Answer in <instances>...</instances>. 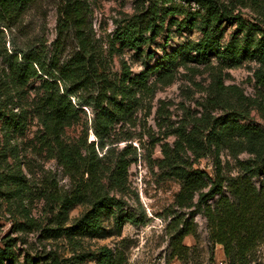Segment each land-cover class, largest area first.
<instances>
[{
    "label": "rangeland",
    "instance_id": "obj_1",
    "mask_svg": "<svg viewBox=\"0 0 264 264\" xmlns=\"http://www.w3.org/2000/svg\"><path fill=\"white\" fill-rule=\"evenodd\" d=\"M63 1L37 0L25 16L22 28L13 31L17 48L24 49L28 40H34L37 44L46 43L48 52L53 50L59 36ZM84 1L87 33L106 55L111 80L120 82L127 72L135 79L134 83L127 82L133 97L124 101L126 106L131 100L133 109L116 122L108 147L112 153L104 161L108 172L115 169L120 156L131 163L125 188L110 190V195L122 200L124 206L104 213L102 232L96 237L54 233L58 228L74 226L91 207L86 202L77 204L63 218L59 203L49 199V190L55 185L65 192L72 184L58 161L50 158L45 145L41 122L43 79H32L23 86L14 84L9 75L10 64L0 51V255L7 250L12 253L11 259L4 263L52 264L56 260L58 264H97L100 250L108 247L124 253L125 264H230L223 247L214 246L209 240L208 220L190 203L176 204L182 183L170 175L165 152L176 157L177 165L200 169L213 177L216 156L214 150L208 149L206 135L214 123L232 119L264 132V87L257 84L255 77L261 64L250 49L232 64L219 55H213L207 63H194L197 54L192 49L203 36L200 25L203 11L197 4L181 0L162 6L185 13L166 18L160 35L134 50L118 43L111 59L109 53L117 31L148 10L151 0ZM222 1L231 5L234 17L258 24L260 10L252 0ZM261 2L264 6V0ZM221 31L222 48L241 46L248 38L247 32L241 31L233 20L224 22ZM5 36L1 43L6 41L11 51L10 36L7 32ZM258 36L256 32L250 38ZM75 45V41L68 40L63 56L71 55ZM147 70H150L149 90H140L137 78ZM217 74H222L225 87L233 88L226 91L228 104L216 101L213 89ZM121 101L120 96L117 102ZM80 118L65 129L63 139L67 143L73 144L84 136L87 128L91 129L93 112L86 108ZM192 133H197L207 147L199 160L187 144L183 148L179 144L183 135ZM88 138L89 142L97 140L91 130ZM240 142L241 146L220 150L225 175L236 176L240 161L255 160L242 138H237L234 144ZM253 181L260 187L264 171ZM208 190L206 187L203 192ZM225 194L228 195L227 190ZM219 199L210 203L214 205ZM118 220L125 221L121 231ZM185 228L195 233L184 239L189 248L172 257L177 237ZM251 259L252 264H264V237Z\"/></svg>",
    "mask_w": 264,
    "mask_h": 264
},
{
    "label": "trees",
    "instance_id": "obj_2",
    "mask_svg": "<svg viewBox=\"0 0 264 264\" xmlns=\"http://www.w3.org/2000/svg\"><path fill=\"white\" fill-rule=\"evenodd\" d=\"M176 0H151L148 10L133 17L124 27L117 31L112 49L116 45L127 46L134 50L154 40L162 33L166 18L170 15L184 14L185 11L163 9L166 4H174ZM187 4H197L203 11L200 15L202 38L193 47L196 52L194 63H207L213 55H219L231 64L244 57L247 50L254 52L261 64L256 71L257 84L264 87V6L263 0H252L256 9L260 10L258 24L244 21L233 16L231 5L222 0H181ZM37 0H0V51L9 66L10 76L14 84L23 86L30 80L43 79L44 108L41 122L45 131V145L51 159H56L65 176L71 181V189L60 192L55 185L49 190V199L60 205L63 218L77 204L88 203L91 209L75 225L69 228L54 230L57 235H99L102 232L101 218L110 209H123L124 202L110 195V190L125 188L130 161L124 156L117 158L115 169L108 172L104 161L111 156L110 136L117 121H121L132 111V101L126 106L125 100L131 99L133 90L127 82L134 83L129 72L120 82L112 81L107 73L108 60L98 42L87 33V13L84 0H64L58 23V39L51 52L46 43L37 44L28 40L24 49L17 48L14 29H21L25 16L35 6ZM163 4V5H162ZM235 21L241 31L247 32V39L241 46L232 45L222 48V25ZM7 32L13 50L9 51L6 41L1 38ZM259 34L256 39L251 35ZM152 34L151 37H148ZM75 41L76 49L71 55L64 57L68 40ZM150 70L144 71L137 78L138 89L149 90ZM221 72V71H220ZM222 74H217L214 82V94L217 103L228 104ZM121 102H117L118 97ZM93 112L91 129L85 130L84 136L73 144L63 139L67 127L73 126L81 118L85 109ZM91 130L97 140L89 142L88 131ZM181 144H187L197 160L207 152L203 140L197 133L183 135ZM207 136L208 149L214 150L216 156L214 175L209 176L202 170L177 165L176 157L165 152L170 167V175L182 183L176 196V204L183 206L190 203L198 214H202L209 222V240L214 246L223 247L225 258L230 264H252V254L264 237V181L260 187L254 183L264 171V132L257 127L236 123L235 120L217 121ZM242 138L247 151L255 157L254 161H240L236 176L224 173L220 150L223 147L241 146L234 144ZM110 173L109 176L106 174ZM87 176V179H84ZM108 180V183L106 180ZM1 181V176H0ZM209 183H208V182ZM1 183V182H0ZM207 192H203L205 188ZM228 191V195L225 194ZM220 199L212 205L210 202ZM197 204L194 205V201ZM133 221V218H128ZM118 230L125 223L118 220ZM134 223H137L134 221ZM186 226V224L184 225ZM190 228L183 229L177 237V249L172 257L187 251L184 239L194 235ZM175 245V244H174ZM11 250L0 255V264L11 259ZM124 253L115 252L103 247L98 255L97 264H125ZM10 264V263H9ZM52 264H58L53 261Z\"/></svg>",
    "mask_w": 264,
    "mask_h": 264
},
{
    "label": "built area",
    "instance_id": "obj_3",
    "mask_svg": "<svg viewBox=\"0 0 264 264\" xmlns=\"http://www.w3.org/2000/svg\"><path fill=\"white\" fill-rule=\"evenodd\" d=\"M222 264H225V263L222 262Z\"/></svg>",
    "mask_w": 264,
    "mask_h": 264
}]
</instances>
